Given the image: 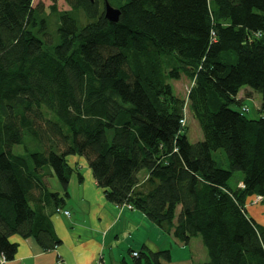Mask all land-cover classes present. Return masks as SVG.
<instances>
[{"label": "trees", "instance_id": "trees-1", "mask_svg": "<svg viewBox=\"0 0 264 264\" xmlns=\"http://www.w3.org/2000/svg\"><path fill=\"white\" fill-rule=\"evenodd\" d=\"M64 1L69 11L59 12L57 0L51 6L53 42L43 5L0 0L5 261L17 254L14 236L34 238L44 251L61 245L51 217L69 197L68 158L80 156L108 202L141 211L182 245L200 236L203 264H264V228L246 207L257 196L264 205V0ZM106 3L121 11L118 23L106 19ZM183 76L193 83L188 107L204 135L197 143L170 83ZM245 88L262 96L257 119L232 107L243 106ZM218 150L229 169L217 166ZM235 172L244 179L232 189ZM51 177L63 194L48 188ZM133 252L123 264L171 259L169 250Z\"/></svg>", "mask_w": 264, "mask_h": 264}, {"label": "crops", "instance_id": "crops-1", "mask_svg": "<svg viewBox=\"0 0 264 264\" xmlns=\"http://www.w3.org/2000/svg\"><path fill=\"white\" fill-rule=\"evenodd\" d=\"M241 93L238 100H244ZM243 95L254 98V92L248 89ZM260 108L261 104L257 106L258 111ZM68 162L75 169L68 187L69 197L63 206L69 216L60 213L51 217L52 229L61 245L55 250L44 251L34 238L14 236L11 241L18 244L17 254L14 260L4 264H123L124 261L131 263L128 255L132 251L139 252L144 247L152 252L169 250L170 261L161 264H203L208 260L202 240L196 246L193 241L188 246L178 243L141 211L108 202L87 160L72 156ZM78 173L83 176L82 182ZM241 184L239 181L238 186ZM48 188L63 194L56 177L48 180ZM254 200L255 197L248 200L247 213L264 228V205L252 204ZM2 258L0 254V262Z\"/></svg>", "mask_w": 264, "mask_h": 264}, {"label": "rangeland", "instance_id": "rangeland-1", "mask_svg": "<svg viewBox=\"0 0 264 264\" xmlns=\"http://www.w3.org/2000/svg\"><path fill=\"white\" fill-rule=\"evenodd\" d=\"M53 0H34V7L37 6H44V10L46 12V14L49 16V35L50 38L53 42L56 41L57 38V17L56 15L52 14L51 12V6L53 5ZM57 8L59 10V12H64V11H69L70 7L66 4V2L64 0H57ZM113 7V6H112ZM115 8V7H114ZM83 12H78L77 13V19L79 21L80 24H86L87 23V19L86 17H84L85 15L82 14ZM45 40V39H44ZM170 83L173 86L174 92L175 94L181 98L182 100L185 101L186 103V107H185V112L187 113L186 115V119H185V126L187 128V137L189 139V141L191 143H197L200 141L204 140V135L202 132V129L198 123V121L193 117L191 111L189 110L188 107V95L190 92V89L193 85L192 81L190 79H188L186 76H183L181 78V80H173L170 81ZM247 88H245L244 90H242L241 92V97L244 98L243 100V106H237V105H233L232 107L236 110H242L243 107H246L248 109V112L245 113L246 117L248 119H257L260 115H259V111L257 109V106L259 104H261L262 101V96L260 93L258 92H254V98H246L243 93ZM108 135H113V132L111 130H108ZM112 140V137L110 138V141ZM14 153L15 154H21L23 153V148L20 146H16L14 149ZM80 157V156H79ZM83 158L85 161L86 159L84 157H80ZM213 159L215 160V162L217 163V166L219 168L222 169H229L230 165H229V161L227 159L226 153L223 150H218L217 152L213 153ZM244 179V175L241 172H235L233 174V177L231 178V180L229 181V186L232 189H236L238 186L239 181H243ZM51 186L53 185L52 180L50 181ZM52 191V190H51ZM198 241H197V239ZM199 240H201V237H195L192 239V241L194 242V246H196V244H199ZM196 248V247H194ZM204 250L206 251V247L204 246ZM208 253V252H207ZM128 258L130 259L131 262H133V258L132 256L128 255ZM145 264V263H143Z\"/></svg>", "mask_w": 264, "mask_h": 264}, {"label": "water", "instance_id": "water-1", "mask_svg": "<svg viewBox=\"0 0 264 264\" xmlns=\"http://www.w3.org/2000/svg\"><path fill=\"white\" fill-rule=\"evenodd\" d=\"M91 2H94V0H89ZM121 11L119 9H116L112 7L109 3H106L105 5V17L107 20H109L112 23H118L120 19Z\"/></svg>", "mask_w": 264, "mask_h": 264}, {"label": "built area", "instance_id": "built-area-1", "mask_svg": "<svg viewBox=\"0 0 264 264\" xmlns=\"http://www.w3.org/2000/svg\"><path fill=\"white\" fill-rule=\"evenodd\" d=\"M242 111L246 113V112H248V109H247L246 107H244V108L242 109ZM181 123H182L183 125H185V120H182ZM262 201H263V198H262L261 196H257V197H255V200L253 201L252 204L262 203ZM128 207L131 208V209H133L131 206H128ZM60 213H63V214H65L66 216H69V212L63 210L62 208H61V209L59 208L58 210H56V214H60ZM132 255H133V257H138V256H139V254H138L137 251L133 252ZM5 262H6L5 259L2 258L0 264H4ZM58 264H63V263H62V262H58Z\"/></svg>", "mask_w": 264, "mask_h": 264}]
</instances>
